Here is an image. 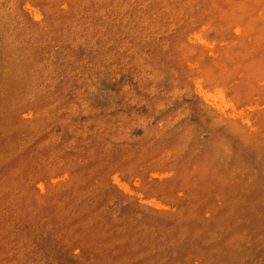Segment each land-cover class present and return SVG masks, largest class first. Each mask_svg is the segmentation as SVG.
Listing matches in <instances>:
<instances>
[{
    "label": "rangeland",
    "instance_id": "obj_1",
    "mask_svg": "<svg viewBox=\"0 0 264 264\" xmlns=\"http://www.w3.org/2000/svg\"><path fill=\"white\" fill-rule=\"evenodd\" d=\"M0 264H264V0H0Z\"/></svg>",
    "mask_w": 264,
    "mask_h": 264
}]
</instances>
